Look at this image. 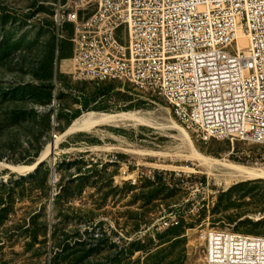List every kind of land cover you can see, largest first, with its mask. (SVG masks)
I'll list each match as a JSON object with an SVG mask.
<instances>
[{
    "label": "rangeland",
    "instance_id": "rangeland-1",
    "mask_svg": "<svg viewBox=\"0 0 264 264\" xmlns=\"http://www.w3.org/2000/svg\"><path fill=\"white\" fill-rule=\"evenodd\" d=\"M89 1L0 0V163L35 164L85 114L151 123L63 137L26 175L0 165V264H204L207 230L264 235V179L229 167L264 168L262 146L189 131L201 163L159 92L73 77V24L59 18L93 14Z\"/></svg>",
    "mask_w": 264,
    "mask_h": 264
},
{
    "label": "built area",
    "instance_id": "built-area-1",
    "mask_svg": "<svg viewBox=\"0 0 264 264\" xmlns=\"http://www.w3.org/2000/svg\"><path fill=\"white\" fill-rule=\"evenodd\" d=\"M59 20L74 26L72 73L163 95L205 142L264 148V0H90ZM238 32L249 37L240 49ZM58 135L55 134V138ZM257 163L264 164V154ZM56 174L54 182H56ZM204 264H264V235L207 230Z\"/></svg>",
    "mask_w": 264,
    "mask_h": 264
},
{
    "label": "bare ground",
    "instance_id": "bare-ground-1",
    "mask_svg": "<svg viewBox=\"0 0 264 264\" xmlns=\"http://www.w3.org/2000/svg\"><path fill=\"white\" fill-rule=\"evenodd\" d=\"M238 44H239L240 49L247 48L249 46L248 35L244 34L243 32H238ZM169 112L171 113L170 108H169ZM142 114H140L139 112H124V113H115V114L104 113V112H95V113L85 114L83 116L76 118L72 122V124L65 131L62 132L61 136L60 137L58 136L57 137L58 139L55 140L53 142V144L48 146L47 150L42 153V155L38 158V160L35 164L28 166V167L15 166V165H11L8 163H0V165H5L6 167L11 168L15 172L26 175V174L32 172L33 170H35L37 168V165L39 163H41L47 157L48 154L50 155V154L54 153V149L57 147L59 139L66 137V136H69L71 134H74L78 131H87V130L89 131V130H92L93 128L99 127L101 125L119 124V123H124L127 121H134L138 124L150 125L152 119L149 120L146 116H144ZM171 117H172V122H171L172 126L171 127L174 128L175 130L179 131L181 133L182 137H184L190 144H192V148L194 150V152L192 154V158L196 159L197 161H199L201 163H207L208 162L207 158L195 148V146L193 144L194 141L192 139V136H191L189 130L185 126L180 124L173 117V114H171ZM170 119H169V121H170ZM160 154H162V153H160ZM215 162H218V160H216ZM225 164H226V162H225ZM229 167L233 170L232 174L230 175L231 176L230 179H233V178L234 179H238V178L240 179V177H243V176H250L249 178L264 179V168L249 167L246 165L235 164V163H230ZM174 168H176V167H174ZM190 169L195 170L194 168H190ZM243 178H245V177H243Z\"/></svg>",
    "mask_w": 264,
    "mask_h": 264
},
{
    "label": "water",
    "instance_id": "water-1",
    "mask_svg": "<svg viewBox=\"0 0 264 264\" xmlns=\"http://www.w3.org/2000/svg\"><path fill=\"white\" fill-rule=\"evenodd\" d=\"M53 143V142H52ZM41 163H39L38 165H37V167L40 165ZM53 175H55L54 173H53ZM54 177V176H53Z\"/></svg>",
    "mask_w": 264,
    "mask_h": 264
},
{
    "label": "trees",
    "instance_id": "trees-1",
    "mask_svg": "<svg viewBox=\"0 0 264 264\" xmlns=\"http://www.w3.org/2000/svg\"><path fill=\"white\" fill-rule=\"evenodd\" d=\"M69 24H71V23H69ZM73 29H74V26H73ZM41 165V164H40Z\"/></svg>",
    "mask_w": 264,
    "mask_h": 264
}]
</instances>
